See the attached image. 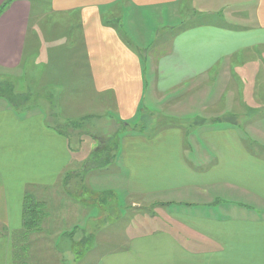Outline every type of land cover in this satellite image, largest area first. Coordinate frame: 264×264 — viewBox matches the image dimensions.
<instances>
[{
  "label": "crops",
  "instance_id": "crops-1",
  "mask_svg": "<svg viewBox=\"0 0 264 264\" xmlns=\"http://www.w3.org/2000/svg\"><path fill=\"white\" fill-rule=\"evenodd\" d=\"M51 8V21L43 20L41 8L36 10L37 45L31 58L25 57L31 0H15L0 15V73L17 70L36 79L37 88L27 87L34 95V108L24 105L30 99L23 104L27 111L38 110L41 102L45 109L57 108V95L70 92L69 82L62 84L63 90L48 75L36 73L43 67L58 78L66 67V77L71 72V79L79 78L75 84L83 91L91 89L99 97L113 94L116 123L123 121L125 128L113 154L115 169L110 170L114 187L126 197H140L144 203L132 202L136 209L155 207L147 234L131 233L128 248L98 250V260L86 264H264V0H51ZM164 9L167 17L181 10L205 18L189 26L179 23L178 28L166 20L173 23L166 45L144 61L152 80L146 95L141 57L104 14L119 12L122 21L126 13L128 23H138L150 13L159 17ZM75 26L81 57H74ZM208 96L210 102L204 104ZM212 108V117L203 114ZM142 109L148 112L144 116ZM161 118L178 124L156 125L164 123ZM134 120L142 132L132 130ZM13 124L19 128L9 129ZM15 141L23 144L13 165L0 160V264L16 263V235H26L28 250L38 251L24 257L19 248L21 264H39L41 250L50 253L53 248L69 254V264H81L71 254L82 253L81 248L91 251V236L103 242L98 248L106 247L101 224L107 218L78 215L79 203L68 197L63 217H50L44 209L27 235L25 195L32 192L36 201L45 189L55 190L72 161L71 138L40 112L18 118L9 108L1 109L2 157L16 155L6 151ZM89 169L88 174L104 170ZM95 179L89 178V186H95ZM53 204L60 202L43 203ZM72 208L73 216L68 214ZM52 211L57 213L54 206ZM49 218L58 224L66 220L68 233L62 226L47 229Z\"/></svg>",
  "mask_w": 264,
  "mask_h": 264
},
{
  "label": "rangeland",
  "instance_id": "rangeland-1",
  "mask_svg": "<svg viewBox=\"0 0 264 264\" xmlns=\"http://www.w3.org/2000/svg\"><path fill=\"white\" fill-rule=\"evenodd\" d=\"M31 2L33 5L31 18L32 29L30 30V36L28 38L25 50V57L28 58L35 57L36 54L35 48L37 43L33 26V23L36 21V10L41 8L44 14V21H51V15L54 13L53 11H51V0H31ZM179 11L180 12L178 13H172L169 17L166 16L165 9L163 10V13L159 15V17L150 13L147 14L144 20L139 21L138 23H136L135 21L128 23L126 13H123L122 21L121 14L119 12L112 11L109 14L107 13V15L104 14V17H107V22L118 28L121 39L126 43V45L131 50H133V53H135L138 57H141L144 68V83L146 95L148 94L149 88L151 87L152 80L151 78H148V67L146 66V63L144 61L146 57L153 58L162 51L163 45H166V40L168 39L167 31L169 24L178 23L174 24L173 26L178 28L179 23H184L185 26H189L197 24L205 18L202 15H192L191 13H185L181 10ZM133 16L135 18L134 14ZM73 17H75V22L76 24H78V14H73ZM40 19L41 18H39V20ZM167 19H170L173 23L166 21ZM58 29L59 28L55 30ZM74 29V57H81V37L78 31L79 28L75 26ZM47 32L48 31L46 30L44 33V41H42L43 44L45 42V39L49 35L47 34ZM55 38L59 42V38ZM42 42H39V44H42ZM70 48L72 50L71 45ZM147 64H149V62H147ZM65 68L66 67L62 68L64 72H59V78L55 77L56 74H54V71H50L49 67H43L42 69L39 68L36 71V73L48 75L49 79L53 80L54 84H59L63 90L65 89V87L62 85L63 83L69 82L71 84L70 88H68V90L70 91L69 93L59 96L57 95V103L59 104V106H57L56 108L54 104L51 110L45 109V106L47 105H45V103L43 102L40 103V108H37L38 110L34 109L32 111H27L28 109L26 110L25 108H23L24 105L34 108V95L33 92L27 90V87L30 86L29 89L37 88V82L35 78L26 77L23 74H20L17 70L9 74L0 73V110L9 108L12 111L13 115L18 118H22L26 112H40L48 124L60 130L62 134L66 136L68 135L71 138L70 150L72 161L66 168L65 173L55 187V190L50 188L45 189V194L36 201H34L35 196L32 192H27L26 195L29 202L36 203L37 205L40 204L39 209H41L43 216L45 213V209L47 210L48 214H50V217L54 216L55 219L56 217H63V210H66L65 201L68 197L74 202L79 203V205L76 204L77 214L78 212H80L84 213L85 215L91 214L94 217L100 216L102 218L104 216V218H107L108 223L101 224L102 229L105 228L106 230V247L101 246L100 248H98L100 244V238L91 236V251L88 249H85L83 251V248H81L82 253L77 251L71 254L74 256V260L76 259L80 261L81 264L94 263L98 260V256H100L96 253L98 252V250L105 249L107 251L113 250L114 248L125 249L130 245L131 233L138 235L147 234L150 230V227L152 228L151 220L153 209H155V207L152 208L151 206H146V204H143L139 209H136L132 206V202L142 204L144 203V201L139 200L140 197L133 195L130 197H126V195H123L121 193V189L114 187V184H116V182L114 180L113 174L110 172V170L115 169L112 159L114 157V152H112V150H110V152H106L105 150H101L100 153L97 152L102 156L103 163L101 164V166L104 170H100V172L97 173L94 172L88 174V172L90 171V166L88 165L89 163L91 165H93L94 163H100V161L94 158V150L97 148L99 143L97 142V140H100L99 145L103 149L107 144H109L108 139L110 138L112 139V144H114V140L117 142L118 140L120 141V136L125 129L122 128L124 123L123 121H121V123L119 122V124L116 123V121H118L119 119L116 112L112 110V108L115 106V96L113 94L107 93L99 97L92 93L91 89L88 90L87 88H85L83 91L82 87H78L75 84V82L79 81V78L71 79V72H69L68 76L66 77ZM26 73L27 72H25V74ZM218 80L219 86H224L222 80ZM191 88L193 87L190 86L188 89ZM10 89H13L14 91ZM19 94L23 97H27V102L30 99V102L22 105L20 103L21 99L18 98ZM202 100H204V104H206V101L210 102L209 96L205 97ZM170 101L172 102V104L177 103L174 98H171ZM212 102H214V99L212 100ZM175 112H178V110H176ZM215 112L216 111H214L212 108L207 109L205 112L203 111V114L212 117L211 115L215 114ZM147 113L148 112L142 109L141 116H144ZM160 114L165 115L162 113ZM161 119L164 120V123H157L156 125L169 126L170 124H178V122L172 119ZM134 122L135 123L132 130L142 132L141 130L143 129H141L142 127L138 124V120H134ZM140 122H142V120ZM8 128L18 129L19 126L13 124ZM144 130L146 129L144 128ZM14 133L18 134V132ZM73 138L74 140L72 141ZM15 142H17L15 145H11L6 149V151L16 153V155H12L10 157L7 155H3L2 157L1 148L4 147V144L0 142V160L8 163L9 166H12L14 163V159L19 157L20 146L23 144L20 141ZM92 175L96 177L95 186L93 187L89 186L88 184V180ZM79 184H82V188L80 187V189L78 188L77 190H74V188H76ZM50 199L57 201L58 204L60 202V204H53L51 206L43 205L45 200L49 201ZM53 206L56 208L58 214L52 211ZM68 214L73 216L75 214V209H70ZM135 224L136 226H138V228H135ZM65 225L66 220H64L63 223L59 224L54 222L53 218H49L46 221V228L50 231L54 230L56 226L65 227ZM63 233H68L66 227L63 229ZM16 236L13 237L14 258L16 261L15 264H21L20 261L22 260V254L20 253L21 251H19V245H17L16 243ZM102 243L103 242H101V244ZM33 250L35 249L24 251L23 256L31 257L34 254L38 253V251L30 252ZM41 251H43L44 253L40 255L42 259L39 264H69V262H71L68 259L70 255L64 254L61 250L58 251L57 249L53 248L52 252L50 253L49 249H43ZM99 254L104 256L102 253ZM57 258L58 262H55ZM25 259L27 260V258Z\"/></svg>",
  "mask_w": 264,
  "mask_h": 264
},
{
  "label": "trees",
  "instance_id": "trees-1",
  "mask_svg": "<svg viewBox=\"0 0 264 264\" xmlns=\"http://www.w3.org/2000/svg\"><path fill=\"white\" fill-rule=\"evenodd\" d=\"M15 0H6L3 2V4L0 6V15L8 8V6ZM13 90V89H10ZM14 91V90H13ZM17 96V95H16ZM18 98H20V103L23 105L25 102H27L28 98L27 97H23L22 95H18ZM58 130V129H57ZM60 131V130H59ZM61 132V131H60ZM97 140V139H95ZM97 142L100 143V140H97ZM109 144H107L104 149L100 147L99 143L97 148L94 150V158H96L98 161H100V163H94L93 165H91L90 163L88 164L90 166V168L95 169V168H102L101 164L103 163V159L102 156L100 154H98L97 152L100 153L101 150H105L106 152H110V150H112V152L115 153V151L117 150L118 147V142L114 140V144H112V139H108ZM113 159V158H112ZM25 210H24V214H25V224H26V233L27 235H29L30 230H34V228L37 226V224L41 221L42 217V211L41 209H39V205L40 204H36L33 202H29L27 195L25 196ZM35 222V223H34ZM17 240L16 243L17 245H19V248L22 249L24 251L28 250V245L30 244L29 242H27V236L23 235L21 237L16 236ZM20 251V250H19Z\"/></svg>",
  "mask_w": 264,
  "mask_h": 264
}]
</instances>
